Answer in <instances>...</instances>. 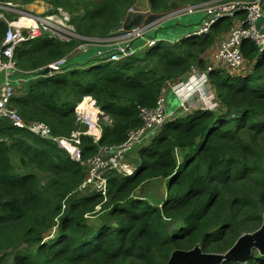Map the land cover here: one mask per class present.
I'll return each instance as SVG.
<instances>
[{"label": "trees", "instance_id": "1", "mask_svg": "<svg viewBox=\"0 0 264 264\" xmlns=\"http://www.w3.org/2000/svg\"><path fill=\"white\" fill-rule=\"evenodd\" d=\"M208 1L213 0H150V8L163 13ZM46 2L49 9L64 7L75 14L79 34L104 38L125 24L136 0ZM135 19L132 15L125 26ZM234 24L233 18L224 17L204 36L164 40L144 51L133 42V51L117 61L108 59L110 53L98 55L101 48L91 49L85 61L72 57L52 76L27 82L22 88L29 92L13 98L10 106H17L28 122H44L54 135L70 136L87 128L69 107L86 96L78 113L100 107L108 117L100 121L98 144L82 135L87 159L101 147L123 143L131 130L141 127V107L156 108L167 82L185 81L194 65L205 70L207 53ZM7 28L0 21V47ZM77 43L43 35L17 47L15 61L22 71L36 75ZM242 52L241 71L209 73L217 109L199 108L168 121L137 149L145 158L133 176L110 173L107 196L79 191L86 177L80 163L50 140L34 145L14 130L10 119L2 118L0 264H166L174 250L196 245L204 253L226 254L244 233L259 229L264 217V53L259 57L258 47L248 39ZM158 178L167 180L162 184L165 200L137 195L142 184ZM92 212L98 217L94 221L85 217ZM171 221L176 223L173 231L167 228ZM221 264H264V255L254 250L247 262Z\"/></svg>", "mask_w": 264, "mask_h": 264}, {"label": "built area", "instance_id": "2", "mask_svg": "<svg viewBox=\"0 0 264 264\" xmlns=\"http://www.w3.org/2000/svg\"><path fill=\"white\" fill-rule=\"evenodd\" d=\"M0 9H3V7L0 6ZM200 12L206 14L203 26L197 31L188 33L185 38L208 34L212 26L224 17L234 18L235 24L231 26L229 32L223 38H219L212 50L207 53L209 62L205 70L195 65L192 66L190 75L185 81L167 82V86L163 88L162 96L159 98L156 108L141 107L140 118L143 120V125L131 130L123 143L116 146L101 147L97 154L85 159L82 150V135L92 136L94 142L98 144L102 137V127L98 120V115L106 114L105 112L98 111L95 121L98 132H92L90 119L78 113L80 115L78 119L81 123L88 125V129H76L67 137L52 136L49 126L44 123L28 125L20 114L11 111L6 105L13 95L10 85L4 92H0V120L4 117H9L15 125L28 128L32 132H40L43 137L52 139L60 148L67 150L72 160L79 162L84 167L86 177L80 184L79 191L84 193L96 191L107 196L110 173L115 172L122 176H132L136 171V167L129 160V153L136 147L151 141V138L158 134L170 119V114L165 104V95L168 88H172L177 93L181 98V106L187 109L191 108L193 104L198 105V103H201L202 106L200 107L203 109L216 110L218 103L209 79V73L221 69H226L233 73L241 71L245 65L242 52L244 40H251L260 52L264 51V32H261L255 26V22L258 19L264 18L263 0H213L198 4H181L179 7L165 12L162 17L141 22L139 25L130 28L128 32L123 28L122 32L126 33L123 34L126 35L125 41L117 45V35L113 34L111 35L113 38L112 47H105L115 49L114 53H110L109 60L118 59L133 51V42L139 38L147 37L151 30L157 31L161 29L166 20ZM241 13H246V18H238L236 20V17ZM45 18L46 21L54 20V17L49 18L46 16ZM0 21L5 22L8 26L0 50V72L9 74L12 69H15V49L27 41L38 38L41 33L34 25L23 30L19 22H10L1 11ZM26 31L27 34H25ZM56 37L58 36L56 35ZM87 39L93 40L92 38ZM155 42L156 40L152 37L147 38V45H153ZM102 44L103 39L100 42H96L95 45L102 46ZM102 117L108 119L106 115Z\"/></svg>", "mask_w": 264, "mask_h": 264}, {"label": "rangeland", "instance_id": "3", "mask_svg": "<svg viewBox=\"0 0 264 264\" xmlns=\"http://www.w3.org/2000/svg\"><path fill=\"white\" fill-rule=\"evenodd\" d=\"M23 1L24 0H5V1L0 0V6L3 7V9H0V11L6 16V18L10 22H13V21L19 22L21 24V27L23 30H25L27 27H30L31 25H34L39 30V32L42 34V35L39 34L38 35L39 37L44 35V36H48L50 38L53 37V38L61 39L62 41H66V42L77 40L78 43H77V46L71 52H69L63 59L58 60V61H53V62L49 63L48 65H44L43 67H40L38 69L39 73L36 75H33L34 71H25V70L22 71L18 67V65L15 61V53H14L15 69H12L9 72V74L7 72H0V92L1 91L4 92L6 89H8V87L10 85L13 95L9 99V101L6 105H8L12 109L11 111H14L18 114H19L18 107L16 106V107L12 108L10 106L11 100L15 97H18L21 99L24 98V96L27 94V92H29V89L28 88H22V87H24L27 84V82L37 81V78L42 75V73L40 71H42L45 67H50V72L56 73L62 68L63 65L66 64L65 63L66 60L71 59L72 57H75L74 58L75 61H81V62L85 61V59L88 57V53H90V50L94 49V48H98V49L101 48L102 50H104V51L98 50L97 51L98 55L115 52V49L105 48V47H112L113 38L111 37V35L104 37L105 39L104 38H92L93 40H88L87 39L88 37H84L83 35L79 34V32L77 31V29L75 27V23L72 21V17L75 14H71V12L67 8L58 7L56 9H49L48 5L46 4L47 3L46 0H35L29 4H26ZM178 1L182 3L183 0H178ZM187 2H189V1H187ZM41 13H43V14H41ZM150 13L151 14L152 13L161 14V16H159V17H162L165 15V12H163V13L153 12L150 8V0H136V2L129 8V11L127 13V17L125 20V24L127 23L128 17L132 14L137 15L138 16L137 19H139L140 15H146L145 19L143 20V22H146V20L148 19V15ZM46 16L49 18L54 17V20L46 21V18H45ZM205 18H206V14L200 12V13L188 14L185 16H181L179 18L168 19L163 23L162 28L157 30L156 35H155L156 31L151 30L147 34V37H145L143 39H141V38L137 39L134 43V47H136L139 50L142 49V47H144V49L142 50V51H144L147 48L156 45L160 41L179 40L180 38L187 35L188 33L193 32V31H197L198 29H200L203 26V20ZM25 20L31 21L32 24L26 25ZM125 24L123 23V26L115 33L117 35V38H116L117 45L120 43H123L125 41L126 35H123L125 32H122V29L124 28L125 31L128 32L130 28L134 27V26H125ZM230 28L231 27H229L228 32H229ZM56 35L59 38L56 37ZM148 37H152L154 40H156V42L153 45H147V38ZM190 37H192V36H190ZM102 39H103L102 46L95 45L96 42H100ZM91 55H92V57H94L93 54H91ZM262 55L263 54L261 53L259 55V57H261ZM76 56H78V57H76ZM109 58H110V56H109ZM120 58L112 59V61H117ZM77 68H80V67H77ZM18 72L21 74H19ZM17 75H19V76H17ZM34 86H35V83H34L33 87ZM166 86L167 85L165 84L164 87H166ZM85 98H86V96L83 97V99L80 102H77L75 105L70 104V106H69V107L73 106L74 111L77 114V117H80V115H78V111H77L78 105ZM31 99L32 98H30V100ZM90 103H92V104L94 103L93 105H96L95 100L92 97H90ZM165 104H166V107H167L168 112L170 114H174L181 107V98L177 95V93L172 88L167 89V92L165 95ZM200 106H202L201 103H198V105L193 104L191 108H189L188 110L186 109L184 112L190 113L195 109H199ZM103 115H106V114H100V116L98 115V120L101 121V119H102L103 121H106L107 118L106 117H105L106 119L102 118ZM83 119H85V118H83ZM77 121L80 122L79 119H77ZM83 125L85 126V124H83ZM88 128H89V126H88ZM5 135H7V134H5ZM23 135H24L23 136L24 138H27L34 145H38L39 140L37 137H35L34 135H30L26 132H23ZM5 137H7V136H5ZM53 143H55V142H53ZM128 158L133 164L139 165L144 160L145 157L140 156V154L138 153V150H133L129 153ZM16 164H18V163H16ZM17 169H19V168H17ZM159 179H161V180H159ZM164 179L165 178H158V180H155V181H153V180L147 181V182H149V184H147V185H144L145 183L142 184L140 186L141 188L140 189L138 188V190H137V195H141V196L147 198L149 201H155V200H153L150 197V195H148V194H152V196H154L156 198L158 197V199L165 200L167 197V194H166V190H165V194H163L164 188L162 187V184L167 182V180H164ZM151 181H153V182H151ZM142 187H143V189H142ZM66 206L67 205L65 203L64 209L66 208ZM100 209H101V205H98L95 210L99 211ZM91 214H93V212L87 213L85 215V217L92 220V221H94L98 218V217L95 218ZM263 222H264V217H263ZM263 222H262V224H263ZM262 224H261V226H262ZM175 226H176V223L173 221H171L167 224V228L169 231H173ZM254 250H256V249H254Z\"/></svg>", "mask_w": 264, "mask_h": 264}, {"label": "water", "instance_id": "4", "mask_svg": "<svg viewBox=\"0 0 264 264\" xmlns=\"http://www.w3.org/2000/svg\"><path fill=\"white\" fill-rule=\"evenodd\" d=\"M132 15L128 17L126 24H128ZM145 16L146 15H140L139 19L136 18L135 23L131 26L139 25L143 22ZM159 16L160 14H149L147 20H153ZM262 25H264V18H260L255 22L256 28L264 32V27H262ZM25 34H27V32H25ZM41 73L49 74L50 67H45ZM181 114L182 112L174 113L172 119ZM254 249L264 255V222L256 231L244 233L226 254L204 253L201 246L196 245L190 250H174L167 264H221L224 260L247 262L253 254Z\"/></svg>", "mask_w": 264, "mask_h": 264}, {"label": "clouds", "instance_id": "5", "mask_svg": "<svg viewBox=\"0 0 264 264\" xmlns=\"http://www.w3.org/2000/svg\"><path fill=\"white\" fill-rule=\"evenodd\" d=\"M263 2H264V0H263ZM152 14H154V13H152ZM134 16L137 18L138 16L137 15H135L134 14ZM158 18V17H157ZM239 17L237 16L236 17V20L238 19ZM156 19V18H155ZM234 19V18H233ZM136 20V19H135ZM134 20V21H135ZM235 20V19H234ZM157 34V31L155 32V35ZM186 36V35H185ZM185 36H183V38H185ZM50 38V37H49ZM3 42V41H2ZM28 42V41H27ZM1 47H2V43H1ZM1 47H0V50H1ZM16 51V50H15ZM260 51V50H259ZM263 54L264 53V51H262V52H260V54ZM63 67V66H62ZM54 73L53 72H50L49 74H42L41 76H45V77H49V76H52ZM91 97V96H90ZM96 106V105H95ZM9 107V106H8ZM98 107V106H97ZM10 108V107H9ZM201 108V107H200ZM11 109V108H10ZM187 108L186 107H183V106H181L175 113H177V112H182V114H184L185 112V110H186ZM203 109V108H202ZM12 110V109H11ZM99 110H101L102 111V109L100 108V107H98V111ZM168 110V109H167ZM188 110V109H187ZM104 112V111H103ZM170 114V113H169ZM181 114V115H182ZM107 115V114H106ZM172 115L173 114H170V119L168 120V121H170V120H172ZM21 116V115H20ZM178 116H180V115H178ZM22 117V116H21ZM177 117V116H176ZM175 117V118H176ZM4 118H7V119H10L9 117H4ZM23 118V117H22ZM101 119V118H100ZM174 119V118H173ZM11 120V119H10ZM23 120L25 121V123L26 124H28V125H31V124H34V123H44V122H40V121H35V122H28V121H26L24 118H23ZM12 121V120H11ZM100 121V120H99ZM167 121V122H168ZM0 122H1V120H0ZM45 124V123H44ZM12 125H13V127L15 128L14 130H16V131H19V132H21V133H23V132H27L28 134H30V135H34L35 137H37L38 138V140L40 141L41 139H47V140H50V141H53L52 139H49V138H46V137H43L42 135H41V133L40 132H32V131H30L28 128H23V127H19V126H17V125H15L14 124V122L12 121ZM46 125V124H45ZM86 125V124H85ZM100 125H101V123H100ZM166 125V124H165ZM164 125V126H165ZM87 126V128L86 129H88V125H86ZM102 127V126H101ZM163 129H164V127L162 128V130L160 131V132H162L163 131ZM159 132V133H160ZM102 133H103V129H102ZM158 133V134H159ZM158 134H156L155 135V137L158 135ZM51 135L52 136H56V135H54L53 133H52V130H51ZM5 136H10V135H5ZM24 136V135H23ZM90 136V135H89ZM61 137H67V136H61ZM92 137V136H91ZM24 138V137H23ZM54 142V141H53ZM57 144V143H56ZM58 146V145H57ZM59 147V146H58ZM140 146H138V147H136L134 150H137L138 148H139ZM60 148V147H59ZM61 149H63V148H61ZM65 150V149H64ZM65 151H67V150H65ZM70 155V154H69ZM74 161V160H73ZM75 162H77V161H75ZM79 163V162H78ZM135 167H136V170H137V165H135V164H133ZM136 172V171H135ZM135 174V173H134ZM133 174V175H134ZM132 175V176H133ZM125 177H128V176H125ZM84 181V180H83ZM105 200H107V199H105ZM63 209H64V204H63Z\"/></svg>", "mask_w": 264, "mask_h": 264}, {"label": "bare ground", "instance_id": "6", "mask_svg": "<svg viewBox=\"0 0 264 264\" xmlns=\"http://www.w3.org/2000/svg\"><path fill=\"white\" fill-rule=\"evenodd\" d=\"M43 14V13H41ZM52 16V15H51ZM23 20V19H22ZM35 22V21H34ZM24 24V23H23ZM25 24L26 25H31L32 22L31 21H27L25 20ZM82 113V115H84V117H86L87 119H90L89 122L92 125L91 131L92 132H98V130L96 129V125H95V121L97 119V114L98 112H91V111H87V112H83L82 109H79V113ZM79 192V191H78Z\"/></svg>", "mask_w": 264, "mask_h": 264}, {"label": "crops", "instance_id": "7", "mask_svg": "<svg viewBox=\"0 0 264 264\" xmlns=\"http://www.w3.org/2000/svg\"><path fill=\"white\" fill-rule=\"evenodd\" d=\"M263 8H264V2H263ZM17 76H19V75H17Z\"/></svg>", "mask_w": 264, "mask_h": 264}]
</instances>
